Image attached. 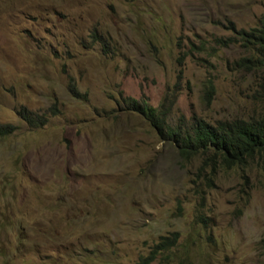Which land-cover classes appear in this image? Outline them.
<instances>
[{
  "label": "rangeland",
  "instance_id": "obj_1",
  "mask_svg": "<svg viewBox=\"0 0 264 264\" xmlns=\"http://www.w3.org/2000/svg\"><path fill=\"white\" fill-rule=\"evenodd\" d=\"M263 13L264 0H0V124L15 127L0 137V264H134L172 232L152 264H264L256 160L210 176L114 102L167 99L170 123L255 116L256 75L225 41Z\"/></svg>",
  "mask_w": 264,
  "mask_h": 264
},
{
  "label": "trees",
  "instance_id": "obj_2",
  "mask_svg": "<svg viewBox=\"0 0 264 264\" xmlns=\"http://www.w3.org/2000/svg\"><path fill=\"white\" fill-rule=\"evenodd\" d=\"M234 32V37H229L225 44L240 42L243 45L246 53L234 61L235 68L256 75L257 93L254 96L262 101L264 99V14L256 26L237 29ZM92 37L96 38V34L93 33ZM97 39L101 41V37ZM103 51L105 53L109 51V45L104 44V41ZM177 77L182 78L181 69ZM174 88L179 89L177 84ZM207 90L211 93L214 91L211 81H209ZM68 91L79 97L74 85L69 84ZM172 94L175 96V93ZM114 102L119 111L134 112L143 117L149 126L156 130L160 138L173 143L182 159L191 160L198 157V169L208 168L210 176H215L219 168L244 169L249 162L256 160L260 165L264 181V108L255 116L217 121L215 125L200 118H193L191 123L179 119L172 124L169 122L172 105L169 101L167 103V99H164L159 107H154L146 100L138 101L119 90ZM56 105V101H53L49 107L51 114L56 115L60 112ZM16 112L30 127H41L47 121L45 115H35L25 106H20ZM14 130L15 127L11 124H0V137H5ZM210 176L208 180L212 182ZM198 219L205 222L201 214L198 215ZM178 236V232H172L170 236H161L150 252L134 264H152L158 254H161L163 259L169 260V255L164 252L169 251L177 243ZM262 243L264 244V239Z\"/></svg>",
  "mask_w": 264,
  "mask_h": 264
},
{
  "label": "clouds",
  "instance_id": "obj_3",
  "mask_svg": "<svg viewBox=\"0 0 264 264\" xmlns=\"http://www.w3.org/2000/svg\"><path fill=\"white\" fill-rule=\"evenodd\" d=\"M263 14H264V13H263ZM262 16H263V15H262ZM261 18H262V17H261ZM261 18H260V19H261ZM259 22H260V21H259ZM259 22H258V24H259ZM256 25H257V24H256ZM256 25H255V26H256ZM253 27H254V26H253ZM250 28H251V27H250ZM245 53H246V52H245ZM169 122H170V121H169ZM172 124H174V123H172Z\"/></svg>",
  "mask_w": 264,
  "mask_h": 264
}]
</instances>
